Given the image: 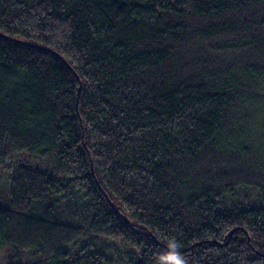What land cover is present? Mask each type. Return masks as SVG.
I'll return each mask as SVG.
<instances>
[{
	"label": "trees",
	"instance_id": "obj_1",
	"mask_svg": "<svg viewBox=\"0 0 264 264\" xmlns=\"http://www.w3.org/2000/svg\"><path fill=\"white\" fill-rule=\"evenodd\" d=\"M0 33V175L48 161L0 264H264V0H0Z\"/></svg>",
	"mask_w": 264,
	"mask_h": 264
},
{
	"label": "rangeland",
	"instance_id": "obj_2",
	"mask_svg": "<svg viewBox=\"0 0 264 264\" xmlns=\"http://www.w3.org/2000/svg\"><path fill=\"white\" fill-rule=\"evenodd\" d=\"M25 158V160H20V161H14V165L12 168H7V165H9L8 162L4 164V166L1 169V175H0V205H6V199L9 198L10 195V190L12 187V174H13V168L16 167L17 165L23 164L25 166H31V167H37L39 169H43L45 165H43V162L48 164L47 158H42V157H34L33 160H31L32 155L28 151H23L22 154ZM0 260L1 262L4 260L5 257V252L0 249ZM21 260L23 262H29L30 260H26L21 257Z\"/></svg>",
	"mask_w": 264,
	"mask_h": 264
},
{
	"label": "water",
	"instance_id": "obj_3",
	"mask_svg": "<svg viewBox=\"0 0 264 264\" xmlns=\"http://www.w3.org/2000/svg\"><path fill=\"white\" fill-rule=\"evenodd\" d=\"M0 36L6 38V39H9V40H12V41H15V42H19V43H24V44H29L27 42H23L21 40H18V39H15V38H12L8 35H5V34H2L0 33ZM31 44V43H30ZM31 45H34L36 46L37 48H41V49H44V50H47V51H50L52 52L53 54H55L58 58H60L62 60V62L73 72V74L75 76H77V73L73 70V68L71 67V65L68 63V61L60 54L58 53L57 51L49 48V47H46V46H40V45H35V44H31Z\"/></svg>",
	"mask_w": 264,
	"mask_h": 264
}]
</instances>
